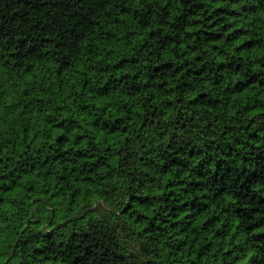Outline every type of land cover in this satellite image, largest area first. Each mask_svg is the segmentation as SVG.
I'll return each instance as SVG.
<instances>
[{
    "label": "trees",
    "instance_id": "16d2710c",
    "mask_svg": "<svg viewBox=\"0 0 264 264\" xmlns=\"http://www.w3.org/2000/svg\"><path fill=\"white\" fill-rule=\"evenodd\" d=\"M261 12L0 0L3 264H264Z\"/></svg>",
    "mask_w": 264,
    "mask_h": 264
},
{
    "label": "clouds",
    "instance_id": "9594fccd",
    "mask_svg": "<svg viewBox=\"0 0 264 264\" xmlns=\"http://www.w3.org/2000/svg\"><path fill=\"white\" fill-rule=\"evenodd\" d=\"M261 16H264V12L259 13ZM7 255H11V249H7ZM7 255L3 257V259H7ZM20 259L19 256L15 257L13 261L10 262V264H18V260ZM0 264H3V260H0Z\"/></svg>",
    "mask_w": 264,
    "mask_h": 264
}]
</instances>
